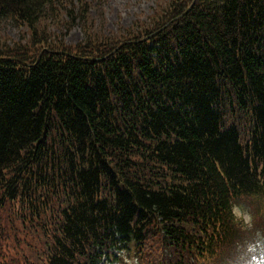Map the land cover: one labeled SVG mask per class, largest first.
Masks as SVG:
<instances>
[{
	"label": "trees",
	"instance_id": "obj_1",
	"mask_svg": "<svg viewBox=\"0 0 264 264\" xmlns=\"http://www.w3.org/2000/svg\"><path fill=\"white\" fill-rule=\"evenodd\" d=\"M91 9L0 0L30 36L0 40V264H231L234 206L264 216V0H158L109 34Z\"/></svg>",
	"mask_w": 264,
	"mask_h": 264
},
{
	"label": "rangeland",
	"instance_id": "obj_2",
	"mask_svg": "<svg viewBox=\"0 0 264 264\" xmlns=\"http://www.w3.org/2000/svg\"><path fill=\"white\" fill-rule=\"evenodd\" d=\"M93 7L91 9V19L93 21V27L95 29H101L109 34L110 30L116 32H124L130 26L139 24L141 22L150 21L156 6H158V0H87ZM98 7V9H96ZM64 16V14H63ZM66 28L53 27L51 34H57L52 36L54 39L63 40L66 44L77 45L84 40L85 32L82 25H75L67 33ZM0 40L1 43H7L8 45H14L19 41L23 43L30 41V36L27 33L26 28H18L12 25H5L0 27ZM254 205L250 207L240 208L234 207V213L238 219L241 213L251 214L253 221L249 225H244L239 219L242 229L249 239L255 237L254 228H264V216H261L255 211ZM255 215L257 216L256 219ZM260 217V218H259ZM247 239V240H249ZM246 240V241H247ZM244 243V242H243ZM240 244L236 251L240 250Z\"/></svg>",
	"mask_w": 264,
	"mask_h": 264
},
{
	"label": "clouds",
	"instance_id": "obj_3",
	"mask_svg": "<svg viewBox=\"0 0 264 264\" xmlns=\"http://www.w3.org/2000/svg\"><path fill=\"white\" fill-rule=\"evenodd\" d=\"M238 219L244 224L249 225L253 217L248 213H241ZM231 264H264V233L259 238L247 240L236 252L231 260Z\"/></svg>",
	"mask_w": 264,
	"mask_h": 264
}]
</instances>
